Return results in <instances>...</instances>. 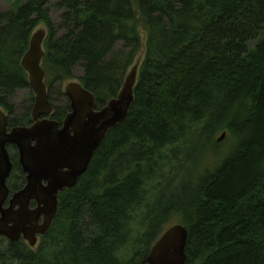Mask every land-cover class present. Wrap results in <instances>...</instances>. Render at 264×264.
I'll return each instance as SVG.
<instances>
[{
  "label": "trees",
  "instance_id": "trees-1",
  "mask_svg": "<svg viewBox=\"0 0 264 264\" xmlns=\"http://www.w3.org/2000/svg\"><path fill=\"white\" fill-rule=\"evenodd\" d=\"M8 3L0 109L9 117L14 96L30 89L21 61L40 25L47 90L81 66L97 110L117 97L142 46L144 55L125 121L58 196L35 248L0 238V264H138L175 219L187 230V264H264V0H62L60 38L46 6ZM32 107L8 128L29 126ZM54 111L61 125L70 108ZM221 131L235 144L226 157ZM8 152L22 181L10 176L13 193L25 176Z\"/></svg>",
  "mask_w": 264,
  "mask_h": 264
},
{
  "label": "water",
  "instance_id": "water-1",
  "mask_svg": "<svg viewBox=\"0 0 264 264\" xmlns=\"http://www.w3.org/2000/svg\"><path fill=\"white\" fill-rule=\"evenodd\" d=\"M36 1L44 7L51 0ZM45 38V30L34 32L21 61L34 94L32 123L9 129L8 116L0 109V238L10 243L23 240L30 248H35L39 237L50 229L58 196L75 187L108 133L127 118L137 78L135 67L117 97L99 110L93 95L80 84L67 85L64 94L70 111L60 125L52 118L53 106L41 68ZM223 138L224 135L218 141ZM10 146L16 149L25 176V185L13 193L7 186L13 169ZM186 241L185 227L170 226L138 264H187Z\"/></svg>",
  "mask_w": 264,
  "mask_h": 264
},
{
  "label": "rangeland",
  "instance_id": "rangeland-1",
  "mask_svg": "<svg viewBox=\"0 0 264 264\" xmlns=\"http://www.w3.org/2000/svg\"><path fill=\"white\" fill-rule=\"evenodd\" d=\"M81 1L85 2L87 0H81ZM46 7L49 9V15L55 27V34H56L55 37L60 38L64 34V30H62L63 29L62 16L64 14V9L62 8V0H51L46 5ZM9 9L10 7H9L8 0H0V13L4 14L8 12ZM38 30H45L46 32V28L43 25L38 26L35 32ZM140 32L142 34V42H144L145 34L143 31H140ZM120 48H121V44H117L115 46L114 51H118ZM143 55H144V46H142V49L137 56V60H138V61L136 60L137 63L133 67L130 68V70L128 71V74L131 73L133 68L136 67L137 69V66L140 63L141 59L143 58ZM73 77H74L73 79L68 80L61 85H55L51 90H47L49 94V98H50L49 100L53 106V109H57L58 111H60V113L65 112L66 108L69 106V101L64 94L66 86L72 83L81 85V79L83 77V70L81 66H77L74 68ZM12 103L15 108V111L12 117H9L5 112L4 113L8 116V118H11V119H13L14 117L19 118L26 114L27 109L30 107V105L32 106L34 105V94L31 92V89L18 91L17 94L12 99ZM54 113L55 111L53 110V115ZM68 113L69 112H65V114H68ZM52 118H54V116H52ZM31 121H32V118H31ZM222 135H224V138L220 142V144H222L223 155H225L224 157H226L227 155L232 153L235 144L233 143V141H229L230 136L228 135V133H225V132L223 133L222 131L215 135V138H216L215 140H218ZM196 146L198 149H200V152H204L206 154V157H207V151L210 152V150H212V148L208 146L207 142L203 140L199 141V143ZM8 153L10 156L13 154V152H8ZM199 156H203V154L200 153ZM199 156L196 158V160L200 159ZM224 157H221V159H223ZM11 177L14 178L15 184L17 186L21 185L22 181L19 177V174L16 171L12 172ZM7 185H8V182H7ZM176 224H179L177 219L173 220L165 229L169 228L170 226L176 225Z\"/></svg>",
  "mask_w": 264,
  "mask_h": 264
},
{
  "label": "flooded vegetation",
  "instance_id": "flooded-vegetation-1",
  "mask_svg": "<svg viewBox=\"0 0 264 264\" xmlns=\"http://www.w3.org/2000/svg\"><path fill=\"white\" fill-rule=\"evenodd\" d=\"M54 110V109H53Z\"/></svg>",
  "mask_w": 264,
  "mask_h": 264
}]
</instances>
